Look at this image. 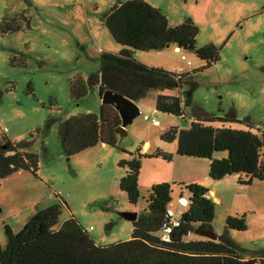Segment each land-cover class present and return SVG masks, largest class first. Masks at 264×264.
Returning a JSON list of instances; mask_svg holds the SVG:
<instances>
[{"label": "rangeland", "instance_id": "rangeland-1", "mask_svg": "<svg viewBox=\"0 0 264 264\" xmlns=\"http://www.w3.org/2000/svg\"><path fill=\"white\" fill-rule=\"evenodd\" d=\"M127 0H0V24L19 20L20 29L0 33V127L18 142L34 133L31 151L38 158L36 175L22 172L0 179V246L6 238L3 226L14 232L29 216L53 205H60L58 224L73 218L97 246H109L130 239L132 223L124 214H141L152 184L171 185L172 222L179 219L189 199L184 186L199 184L215 188L214 218L217 235L224 230L228 216L245 215L246 230L231 233L243 250V259L261 264L264 259V183L255 181L240 187L232 181H208V160L176 155L175 143H165L160 135L169 128L189 129L191 108L184 118L158 112L159 95L179 96L180 89L150 90L137 103L140 115L126 128V136H116L114 147L97 144L66 157L58 140L59 123L75 116L100 114L102 102L98 85L88 86L99 71L102 53L119 54L117 44L101 22L111 7ZM158 9L170 27L185 19L198 30L196 47L213 46L219 60L200 70L205 62L194 51L175 46L134 54L141 64L172 74L194 73L197 87L192 104L206 114L224 117L234 111L241 122L225 128L264 132V0H142ZM17 19V20H18ZM182 57H184L182 59ZM200 70V71H198ZM79 78L86 94L78 100L70 95V82ZM182 86L181 91H185ZM147 116L148 120H144ZM56 123L44 131L48 119ZM157 121L158 125H154ZM214 127H220L215 123ZM149 148L143 150L144 143ZM142 149L151 155L156 150L172 155L170 162L144 158L138 177L140 198L136 205L127 201L119 189L125 169L118 163ZM214 159L226 157L215 153ZM200 181V182H196ZM165 234L160 231L157 235ZM202 239L190 234L185 240Z\"/></svg>", "mask_w": 264, "mask_h": 264}, {"label": "trees", "instance_id": "trees-1", "mask_svg": "<svg viewBox=\"0 0 264 264\" xmlns=\"http://www.w3.org/2000/svg\"><path fill=\"white\" fill-rule=\"evenodd\" d=\"M0 24V33H12L20 29L19 20ZM101 22L112 39L123 47L119 54L102 53L100 68L88 80V86H99L138 103L150 90L180 89L179 96L159 95L155 101L158 112L184 118V108H191L189 129L169 128L160 135L165 143L176 142V155L199 160H208V181L216 183L224 178L237 176V185L251 186L255 181L264 183V132H252L248 121L247 130L225 128L226 124L240 123L234 111L224 117L206 114L192 104V93L197 84L194 73L172 74L163 69L147 67L136 59L140 51L163 50L170 45L177 49L194 51L205 64L204 70L219 60L213 46L196 47L197 28L189 19L170 27L161 12L142 0H127L111 7L101 16ZM198 70V71H200ZM186 86L185 91H181ZM86 94L79 78L70 82V95L78 100ZM56 123L48 119L44 125L47 132ZM121 120L110 105H103L100 114L79 115L59 123L57 136L66 157L74 156L97 144L114 147L116 128ZM217 123L220 127H214ZM34 133L18 142L0 134V179L17 172L36 175L38 158L31 151ZM225 152L226 157L214 159L215 153ZM144 158H159L165 162L172 155L156 150L151 155L130 154V159L118 165L125 169L119 181V189L127 201L136 205L140 193L138 177ZM188 193L187 208L181 214L178 226L172 225L168 206L171 202V185H153L146 198L145 211L132 223L130 239L109 246H97L78 222L69 218L58 224L60 205H53L34 214L18 232L3 226L6 243L0 246V264H255L252 259L242 258L231 233L246 230V216H228L224 230L212 241L201 237L185 240L197 231H213L215 203L209 198L208 189L199 184L184 186ZM166 228L169 231H165ZM164 231L165 234L157 235ZM167 236L164 240L163 236ZM261 264H264L262 259Z\"/></svg>", "mask_w": 264, "mask_h": 264}, {"label": "water", "instance_id": "water-1", "mask_svg": "<svg viewBox=\"0 0 264 264\" xmlns=\"http://www.w3.org/2000/svg\"><path fill=\"white\" fill-rule=\"evenodd\" d=\"M100 99L103 105L112 106L118 113L121 123L116 128L115 132L121 138L125 137L127 126H129L133 122V120L140 115V110L137 104L109 90H105L100 93ZM180 202L183 205L187 204V201L183 198L180 199ZM170 214L171 213L168 212V215ZM123 217L130 222H134L137 218V214H124ZM197 234L212 241H216L218 236L213 231H197Z\"/></svg>", "mask_w": 264, "mask_h": 264}, {"label": "crops", "instance_id": "crops-1", "mask_svg": "<svg viewBox=\"0 0 264 264\" xmlns=\"http://www.w3.org/2000/svg\"><path fill=\"white\" fill-rule=\"evenodd\" d=\"M177 49V48H176ZM173 143H175L176 144V142H173ZM172 143V144H173ZM174 145V144H173ZM149 148V143L148 142H146V143H144V146H143V150L145 151V150H147ZM174 148H175V150H176V145L174 146ZM142 150V149H141ZM142 153H143V151H142ZM213 158H215L214 156H213ZM20 173H22V172H17V174H20ZM16 175V173L15 174H13V175H11L10 177H14ZM222 181H228V182H230V183H232V181H235V183H237V176H231V177H227V178H224ZM196 182H200V181H196ZM153 185H156V184H152L151 185V187L153 186ZM205 188H207V187H205ZM208 189V198L211 200V201H213L214 203L215 202H218V198H216L214 195H215V188L213 189V187L212 188H207ZM180 198H182L181 196H180ZM184 199V198H183ZM186 200V199H185ZM187 201V200H186ZM216 204V203H215ZM185 211V209L182 211V212H184ZM37 213V212H36ZM36 213H34V214H36ZM33 214V215H34ZM32 215V216H33ZM32 216H29L28 218L30 219ZM28 219V220H29ZM28 220L26 221V223L28 222ZM26 223H24L23 225H21V227H20V229H22V227L26 224ZM9 227V226H8ZM10 228V227H9ZM11 229V228H10ZM20 229H18L17 231H13L12 229V231L14 232V233H16V232H18ZM245 260H248V259H245Z\"/></svg>", "mask_w": 264, "mask_h": 264}, {"label": "built area", "instance_id": "built-area-1", "mask_svg": "<svg viewBox=\"0 0 264 264\" xmlns=\"http://www.w3.org/2000/svg\"><path fill=\"white\" fill-rule=\"evenodd\" d=\"M183 58H184V57H182V59H183ZM181 72H183V71L180 70V73H181ZM144 120H148V117L145 116V117H144ZM153 124H154V125H158V122H157V121H153ZM5 133H6V129L3 128V127H0V134H5ZM206 198H208L207 195H206ZM172 225H173V226H178V222H177V221H174V222H172ZM165 231H169V230L166 228ZM163 239L166 240V239H167V236H166V235L163 236Z\"/></svg>", "mask_w": 264, "mask_h": 264}]
</instances>
